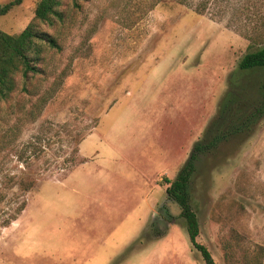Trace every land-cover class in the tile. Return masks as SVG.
<instances>
[{
	"label": "rangeland",
	"instance_id": "374dc122",
	"mask_svg": "<svg viewBox=\"0 0 264 264\" xmlns=\"http://www.w3.org/2000/svg\"><path fill=\"white\" fill-rule=\"evenodd\" d=\"M39 1L21 0L0 30L20 34ZM60 12L39 25L59 50L15 77L0 110V225L27 201L0 229V264H204L166 180L211 137L228 91L240 88L242 111L257 99L264 70L229 79L250 38L264 40V0H63ZM255 127L197 164V242L216 264L264 252V117ZM21 181L36 186L21 194Z\"/></svg>",
	"mask_w": 264,
	"mask_h": 264
},
{
	"label": "trees",
	"instance_id": "16d2710c",
	"mask_svg": "<svg viewBox=\"0 0 264 264\" xmlns=\"http://www.w3.org/2000/svg\"><path fill=\"white\" fill-rule=\"evenodd\" d=\"M62 1L40 0L36 5L33 20L20 34L10 35L0 30V110L2 104L6 103L16 90L15 77L20 74L27 81L31 76L41 73V54L45 51V47L51 50H59L60 46L57 40L49 33L41 31L39 25H53L55 20H63L60 12ZM81 1L83 0H72L74 7L78 8ZM161 1L158 0V2ZM185 2L180 1L182 4ZM20 3L21 0H13L0 7V17L6 15L12 7ZM198 13H203L201 7ZM250 41L252 43L249 46V52L241 58L237 70L230 76L229 82L232 87L236 77L240 79L264 70V40L257 43L255 38H250ZM255 45L257 48L251 50ZM239 96L240 88L225 94L219 107L218 118L208 130L211 137L206 135L202 141H198L194 145L189 159L175 180H166L167 197L179 206L180 216L185 222L191 246L200 253L204 264H216V262L210 251L197 242L200 234V223L193 208L191 192V186L197 173V164L201 160L200 158L213 152L223 141L235 135H248L264 117V82L259 87L257 99L248 109L242 111L238 107L236 102L239 100L237 98ZM215 129H217V133ZM16 186H18L21 194H26L34 189L36 181H21ZM2 203H7V195H4L0 190V204ZM16 204L19 205L13 208L12 213L3 220L0 229L9 227L18 219L25 210L27 201L23 198ZM263 257L262 249L249 264H263Z\"/></svg>",
	"mask_w": 264,
	"mask_h": 264
},
{
	"label": "crops",
	"instance_id": "0c3cea01",
	"mask_svg": "<svg viewBox=\"0 0 264 264\" xmlns=\"http://www.w3.org/2000/svg\"><path fill=\"white\" fill-rule=\"evenodd\" d=\"M157 186H158V185L155 183V185H154V189H155V190H158V189H157ZM155 208H156V207H155ZM155 208L153 209V211H152V215H151V216H154V215L156 214V212H154ZM138 238H139V237H138ZM135 241H136V240H135Z\"/></svg>",
	"mask_w": 264,
	"mask_h": 264
}]
</instances>
